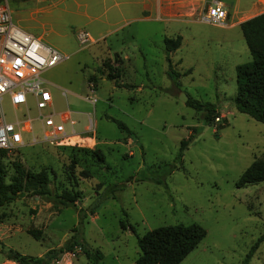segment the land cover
Returning <instances> with one entry per match:
<instances>
[{
  "label": "rangeland",
  "instance_id": "374dc122",
  "mask_svg": "<svg viewBox=\"0 0 264 264\" xmlns=\"http://www.w3.org/2000/svg\"><path fill=\"white\" fill-rule=\"evenodd\" d=\"M77 1L6 0L13 23L43 35L66 55L41 77L53 111L68 109L76 131L92 120L83 135L94 145L34 143L0 154L5 182L17 161L26 170H44L52 192L76 194L75 207H55L29 192L0 205V264H16L5 257L9 249L41 257L72 234L82 242L73 264H134L136 236L177 223H196L205 231L178 264H243L264 234V181L234 185L253 159L264 156V122L233 105L234 66L250 60L239 24L251 17L227 9L223 24L214 26L201 21L207 4L176 21L138 20L141 13L133 10L105 42L81 46L75 33L85 29L82 13L98 16L102 8L96 0H85L86 6ZM175 35L180 44L166 58L163 38ZM113 52L126 60L116 62ZM106 64L119 83L130 86L114 85ZM179 93L213 104L218 117L205 122L202 110L178 100ZM2 105L10 120L6 98ZM107 117L123 122L129 133ZM92 150L103 155V163ZM78 208L84 212L77 214ZM88 249L98 250L100 261L86 258ZM246 262L264 264V237Z\"/></svg>",
  "mask_w": 264,
  "mask_h": 264
},
{
  "label": "trees",
  "instance_id": "16d2710c",
  "mask_svg": "<svg viewBox=\"0 0 264 264\" xmlns=\"http://www.w3.org/2000/svg\"><path fill=\"white\" fill-rule=\"evenodd\" d=\"M241 35L245 41L250 54V60L245 63L234 66L235 91L233 96V105L236 111L246 114L255 121L264 122V12L259 13L239 24ZM181 37L163 38V48L166 54L175 50L180 44ZM115 57V58H114ZM113 60L117 62V55ZM108 69L107 77L115 79L114 67L106 64ZM100 74L102 70L97 68ZM169 78L175 83V74L168 69ZM114 85L128 87L129 84L119 83L116 79ZM185 104L191 106L197 111L203 112V120L211 122L217 118L215 107L211 103H200L196 100L186 99ZM115 125L129 133L125 124L112 117H107ZM187 140L180 142L182 149ZM3 151H0L2 154ZM180 153V152H179ZM91 155L98 163H103V155L97 150H92ZM13 173L8 182L4 181V168L0 161V205L15 199L21 193L29 192L39 199L50 203L52 206H73L76 199L75 192L63 190L59 193L52 192L48 187V177L44 170L32 172L22 168L17 161L12 162ZM264 181V156L253 159L240 173L234 182L236 188L244 187L249 184H256ZM93 207L88 210L91 214ZM77 214L84 212L81 208L76 209ZM120 228L124 229V221H119ZM131 229V227L129 226ZM204 229L196 224H173L159 226L145 231L142 235L136 236V245L138 254L134 259V264H178L204 237ZM35 236V234H34ZM264 237L261 235L254 243V249L257 243ZM82 242L75 235H70L57 248L46 250L41 257H30L21 254L15 250L9 249L5 257L16 264H49L50 261L64 251L71 250L73 246H81ZM251 250L246 254L243 264L251 254ZM85 257L92 262H98L101 259V253L96 249L84 251Z\"/></svg>",
  "mask_w": 264,
  "mask_h": 264
},
{
  "label": "built area",
  "instance_id": "2783aa9c",
  "mask_svg": "<svg viewBox=\"0 0 264 264\" xmlns=\"http://www.w3.org/2000/svg\"><path fill=\"white\" fill-rule=\"evenodd\" d=\"M225 17L223 4L214 0L205 9L201 21L220 26ZM75 39L81 46L91 42L84 30L77 31ZM64 58L66 55L13 23L6 0H0V151L18 152L22 147L45 142L73 145L81 139L71 112L68 109L53 111L51 96L41 77L42 72ZM4 98L10 109V120L5 118ZM32 110L33 116L30 115ZM33 122L37 124L36 130L32 128ZM83 128L85 132L92 130L90 118ZM80 249L81 246L75 245L53 258L50 264H73Z\"/></svg>",
  "mask_w": 264,
  "mask_h": 264
},
{
  "label": "crops",
  "instance_id": "0c3cea01",
  "mask_svg": "<svg viewBox=\"0 0 264 264\" xmlns=\"http://www.w3.org/2000/svg\"><path fill=\"white\" fill-rule=\"evenodd\" d=\"M73 1H75L76 4L79 5V2L77 0ZM81 1H83V5L86 6L85 0ZM106 1L108 0H96V3L98 5H101V15L93 17L87 15L86 13H82L83 16L81 15L82 26L85 28L82 30L86 31L89 34L91 40L88 45L105 42V39L107 37L115 34L117 32V29L120 28L123 23H126L128 21L125 17V14L132 13L133 10L139 11L141 13L138 20L176 21L179 17L190 15L191 13H196L199 8L203 7L204 4L209 5L214 0H110L111 3L109 5H106ZM218 1L223 4L226 11L229 10L230 13L234 16L244 14V16L248 18L264 12V0ZM133 18L135 19V17ZM33 35L40 38L41 40L43 38V35L41 34ZM105 49V56L111 57L109 55V49L106 47V45ZM114 55H117V57L122 62L126 60L124 56L118 54L117 52H113V56ZM84 132L85 131L83 127L78 130V136H81V145L85 144V146L87 147H92L94 145L93 138L84 136Z\"/></svg>",
  "mask_w": 264,
  "mask_h": 264
},
{
  "label": "water",
  "instance_id": "95a60500",
  "mask_svg": "<svg viewBox=\"0 0 264 264\" xmlns=\"http://www.w3.org/2000/svg\"><path fill=\"white\" fill-rule=\"evenodd\" d=\"M186 99H187L186 95H184L183 93H179L178 100L185 102Z\"/></svg>",
  "mask_w": 264,
  "mask_h": 264
}]
</instances>
